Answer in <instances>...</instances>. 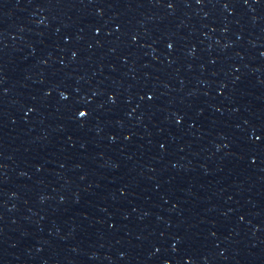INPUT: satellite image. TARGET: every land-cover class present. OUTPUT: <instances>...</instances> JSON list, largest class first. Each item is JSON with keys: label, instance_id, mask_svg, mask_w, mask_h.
Returning a JSON list of instances; mask_svg holds the SVG:
<instances>
[{"label": "snow or ice", "instance_id": "snow-or-ice-1", "mask_svg": "<svg viewBox=\"0 0 264 264\" xmlns=\"http://www.w3.org/2000/svg\"><path fill=\"white\" fill-rule=\"evenodd\" d=\"M81 115H83V113H81Z\"/></svg>", "mask_w": 264, "mask_h": 264}]
</instances>
